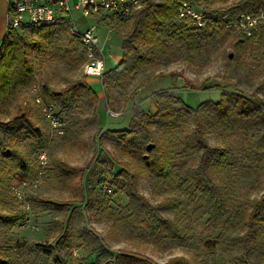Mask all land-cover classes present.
<instances>
[{"label":"rangeland","instance_id":"374dc122","mask_svg":"<svg viewBox=\"0 0 264 264\" xmlns=\"http://www.w3.org/2000/svg\"><path fill=\"white\" fill-rule=\"evenodd\" d=\"M73 1L71 0V4ZM256 4L258 3L254 0H245V4L242 0H226L223 4H214L212 8L229 9L236 13L254 8ZM71 11L79 28L95 24L107 68H114L122 58L125 43L128 46L130 44V25L107 19L96 23L90 20L92 15L83 18L80 10L72 8ZM82 20H88V23L82 24ZM235 34L228 31L223 36H216L206 42L205 49L196 53L190 62L169 58L164 65L154 69L145 66L139 71L127 91L157 70L181 74L178 77L163 75L153 80V85L164 86L158 87L157 93L161 98L153 95V109L149 110L147 105L140 107L134 104L128 117L123 114L116 115V110L121 111L122 106L126 107L123 105L124 95L118 92L115 94L117 104L108 109L109 114L105 111L103 99L98 98L97 109L101 116V126L103 122L109 124L106 127H111L112 123L116 128H129L134 125L138 130L137 140H141L145 133L142 123L146 115L154 113L167 103L180 110L179 99H171L168 94L178 95L191 107L205 102L200 110V117L206 143L220 146L229 152L222 161V166H211L212 162L218 160V155L209 152L203 167L212 184L222 189L221 204L218 205L214 185H209L201 175H198V185L188 187L187 184L178 183L166 186L145 174H137L130 180L129 175L136 170V162L117 150L105 135V130L94 122L73 127H67L65 122L64 134H57L40 109V114L37 113L40 116L39 122L46 129L44 148L48 155L47 178L37 186H23H27L24 189L26 193L32 191L31 206L28 203V208L22 207L21 202L15 198L19 202L18 206L28 211L27 219L30 221L24 219L11 229H0V237L9 244L8 252L16 264L58 263L52 260V256L49 257L37 249L19 251L14 244L15 240L50 243L55 247L53 257L68 259L71 264H90L92 261L112 264L116 256L119 264H167L168 260L175 257H183L191 264H264V234L258 233L251 238L246 250L231 240L232 236L244 230L243 224L239 223L243 207L250 210L251 199L264 194V160L252 163L238 151L241 145L247 146V141L252 144L262 136L264 124L253 120V123L258 124L251 125V130L246 128L244 134H239L226 128V122L215 117V109L210 103L218 101L221 92H225L229 99L232 94L240 93L264 104V87L261 85V79L264 78V36L251 38L244 50L238 54L233 48ZM125 51L130 59L135 57V51L130 46ZM59 70H64L62 64L52 60L45 61L38 69L36 81L39 82ZM113 73L112 70L111 74ZM83 74L81 66L74 73V77L82 79L85 76ZM93 77L98 80L90 86L94 90L101 89L100 78ZM184 78L190 84H185ZM54 85H62V79H55ZM28 89H25L26 93H30ZM22 94H18L12 104L16 106ZM136 95H132L133 101ZM188 114L190 123L187 141L185 134L176 140L180 143L177 144L176 153L170 162L195 168L199 164L202 149L197 145L198 137L193 131L192 111H188ZM121 116L126 119L123 120ZM228 118L231 120L233 116L229 114ZM122 120L123 123L119 124ZM151 131L152 139L156 143L166 141V135L158 125H154ZM0 134H6L3 126H0ZM262 144L264 146V141ZM32 146L27 143L25 150H31ZM169 147L172 148L170 145ZM57 158L78 169L70 171L59 168L54 164V159ZM121 161H127L132 166L128 176L118 174L121 169H125ZM36 163L39 164L38 161ZM18 178V175L15 176L13 184L18 182ZM132 181L138 191L153 204H158L166 197L172 198V203L157 206L153 217L160 228L167 225V219L172 220L179 228L181 237L173 236L174 230L169 228L170 225V234L167 236L164 232L155 230L152 231V236L148 235L143 224L132 219L135 215L137 220L145 219L149 226L154 224L149 220V209L132 195L129 189ZM105 186L110 187L111 192L106 193L103 190ZM25 198L27 201L26 196ZM206 237L211 238L213 243H204ZM120 256L126 258L121 259ZM173 264L184 262L176 260Z\"/></svg>","mask_w":264,"mask_h":264},{"label":"trees","instance_id":"16d2710c","mask_svg":"<svg viewBox=\"0 0 264 264\" xmlns=\"http://www.w3.org/2000/svg\"><path fill=\"white\" fill-rule=\"evenodd\" d=\"M179 1L182 0H142L140 7L136 8L128 19L111 21L121 22L126 26L130 25L128 41L130 42L129 46L135 51V57L129 58L128 52L125 51V48L129 47L126 42L123 46L121 60L112 69L114 73L111 74L112 70H104L101 84L109 109L117 104L115 96L117 92L124 95L123 105L125 106L132 100V95L136 94L138 88L150 82L152 78L163 75L175 77L181 75L178 72L157 70L127 91L135 81L136 74L145 66L154 69L164 65L169 58L190 62L196 53L205 49L206 42L230 31L218 28L213 24L205 28L185 25L177 17ZM187 1H193L205 14L222 16L234 13L229 9L212 8L214 4H223L226 0ZM242 1L245 4V0ZM260 1L262 2L259 3ZM254 2L258 3L255 5L256 7L248 10L264 6V0H254ZM259 35L264 36V28L259 29L251 37L236 33L233 42L236 53H241L249 40ZM260 37L262 38V36ZM49 60L62 64L64 70L53 72L47 78L37 82L38 69L45 61ZM86 61L87 57L83 52L81 42L76 35L69 32L65 19L59 18L54 24L49 25H33L29 30L24 28L8 29L3 35L0 41V126L4 127L6 134H0V229H11L28 217V211L20 208L19 202L15 201L13 189L21 183L29 184L36 177L38 154L41 150H46L44 148L46 146V129L40 124V116L37 114H40L41 106L53 107L55 116L63 124V134L65 122L67 127L94 122L101 128L96 115L98 105L96 92L83 80L85 74L82 79L74 77V73L81 66L83 67ZM58 77L62 79V85L56 86L54 81ZM184 82L190 84L186 78H184ZM35 85L38 86V91L33 93L31 89ZM261 85L264 87V78L261 79ZM26 88H29L30 93L25 92ZM20 93H23L22 98L15 106L12 104V100ZM36 94L41 96V103L35 101ZM155 94L157 98H161L160 94L157 92ZM167 96L171 99H175V97L179 99L180 110L174 109L171 104L167 103L161 105L154 113L146 115V119L142 123L145 133L141 140H137L138 130L134 125L129 128L106 129L105 135L114 143L117 150L136 162V170H133L129 175L130 180L137 174H145L166 186H174L178 183L179 185L187 184L188 187L198 185V175H201L209 185H214L203 169L208 153L218 155V160L212 162L211 166H222V161L229 152L220 146H211L206 143L200 117V110L205 102L191 107L185 104L178 95L174 96L170 93ZM210 103L215 109V117L220 121H225L226 128L239 134H244L246 128L251 130V125L264 124V104L257 103L250 96L234 93L229 99L225 92H221L220 99ZM13 109L15 110L13 111ZM190 110L192 111L193 131L198 137L197 145L202 149L199 164L195 168L170 162L176 153L177 144L180 143L176 140L185 134L187 141L190 123L188 111ZM229 114L233 116L231 120L228 118ZM253 120H257L258 123H253ZM154 125H158V128L163 130V134L166 135L165 142L156 143L152 139L151 128ZM263 141L264 133L252 144L247 141V146L241 145L238 151L252 163H260L264 160ZM27 143L33 145L29 151L25 150ZM186 144L189 145V142ZM54 164L70 171L78 169V167L69 166L59 158L54 159ZM121 164L125 169H121L118 174L128 176L131 171L129 168H132L131 164L127 161H121ZM17 175L18 182L13 184ZM129 189L132 195L149 209V220H152L153 226H149L145 219L137 220L135 215L132 218L143 224L148 235L152 236V231L155 230L164 232V235L167 236L170 234L168 231L170 225L169 228L174 230L173 236L181 237L179 228L172 220L167 219V225L160 228L153 217L157 212L156 207L172 203V198L166 197L158 204H153L138 191L133 181L129 183ZM221 190L219 186L214 185L218 205L223 201ZM31 192L30 190L25 192L29 206H31ZM250 204V210L243 207L240 213L239 223L243 224V232L235 234L231 238L235 244L241 245L243 250H246L250 239L256 234H264V194L253 197ZM0 234L2 233L0 232ZM210 239L206 237L204 243H213ZM215 241L218 242V239ZM14 244L19 251L23 252L29 248L37 249L49 257L52 256L55 263H70L68 259L62 260L60 256L54 258L55 247L50 243L39 241L26 243L15 240ZM8 248L7 241L0 237V264H16L8 252ZM120 257L121 259L126 258V256ZM176 260H181L184 264H191L183 257L170 259L167 264H173ZM98 263V261H92L90 264ZM112 264H119L117 256Z\"/></svg>","mask_w":264,"mask_h":264},{"label":"built area","instance_id":"2783aa9c","mask_svg":"<svg viewBox=\"0 0 264 264\" xmlns=\"http://www.w3.org/2000/svg\"><path fill=\"white\" fill-rule=\"evenodd\" d=\"M7 2V30L14 28L29 30L33 25H49L54 24L59 18L65 19L69 32L79 38L83 52L87 57V61L83 65V73L102 76L105 70V56L99 44L96 26L91 24L83 29L79 28L71 9L80 10L85 17L95 15L106 17L110 21L126 20L136 8L140 7L142 0H74L72 4L71 0H7ZM212 15L211 13L205 14L193 1L178 2L177 17L187 26L205 28L213 24L218 28L230 30L246 37H251L259 29L264 28V6L222 16ZM37 91L38 86H33L31 92L36 93ZM35 101L41 103V96L36 94ZM41 110L50 123V127L57 134H63V124L55 116L53 107L42 105ZM38 163L36 177L29 184L23 183L21 186L23 189L14 187L15 197L24 208H28V201L25 200L24 190L27 186H23L27 184L28 186H37L47 178L48 155L46 150L39 152ZM103 190L106 193L111 192V188L108 186H105ZM26 221L28 222L30 219L28 218Z\"/></svg>","mask_w":264,"mask_h":264},{"label":"crops","instance_id":"0c3cea01","mask_svg":"<svg viewBox=\"0 0 264 264\" xmlns=\"http://www.w3.org/2000/svg\"><path fill=\"white\" fill-rule=\"evenodd\" d=\"M7 8H8L7 0H0V41H1L2 37H3V35L5 34L6 30H7V26H6V12H7ZM92 16L93 17L90 20L91 21L94 20L96 23H99V21H101V20L107 19L106 17H102V16L101 17L100 16H95V15H92ZM82 17L85 18V16H83V15H82ZM81 23L82 24H87L88 20H82ZM101 25H102V23H101ZM119 57L120 56H118V58ZM105 68H104L105 71H109V70L113 69V68H107L106 61H105ZM93 76H95V75H85V77H84L85 82L89 86H90L91 83L95 82V80H98L97 78H94ZM97 77H99L100 80H101L100 76H97ZM156 78H158V77L153 78L149 83H146L145 85L139 87L137 92H136L137 95H136L135 100L134 101L133 100L129 101V104H127L126 107L122 106L123 109L121 111L116 110V115L117 114L118 115L123 114V115H126L125 117H128L129 111L133 108L134 104L138 105L140 107H144V106L147 105V108L149 110L153 109L154 108V102H153V98L154 97H153V95L155 94V92H157L159 90V88L161 86V85H157V86L153 85V80L156 79ZM177 86H179V85H177ZM161 87H164V86H161ZM91 88L94 90L93 87H91ZM178 89H180V88H178ZM94 91L96 92L99 100L103 99L104 104L106 105L105 106V108H106L105 111L109 114V110H108L109 107L107 106V102L105 100V94H104V91H103V87L101 89H98V90L95 89ZM176 93H177V90H176ZM98 108H99V102H98V105H97V109ZM151 113H153V112H151ZM96 115H97V119H98V122H99V119H100L99 117H101L99 115V111H96ZM121 117L123 118V120L126 119L123 116H121ZM123 120L120 121L119 124L123 123ZM99 124H100V122H99ZM102 124H103V126H101V125L100 126H101V128L103 130H106V129H109V128H116V127H113L114 124H112V123L110 124V125H112L111 127H106V126H109V124L107 122L106 123L103 122ZM120 128H124V127H120Z\"/></svg>","mask_w":264,"mask_h":264}]
</instances>
